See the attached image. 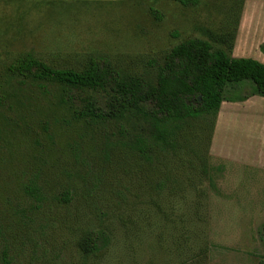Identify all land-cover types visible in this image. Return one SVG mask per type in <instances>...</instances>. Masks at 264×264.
Masks as SVG:
<instances>
[{"label":"rangeland","instance_id":"374dc122","mask_svg":"<svg viewBox=\"0 0 264 264\" xmlns=\"http://www.w3.org/2000/svg\"><path fill=\"white\" fill-rule=\"evenodd\" d=\"M243 1L1 5L0 62L21 51L59 67L106 57L125 73L153 77L176 43L207 39L209 32L234 34ZM250 86L236 85L226 98L250 96ZM6 91H13L10 83ZM25 96L38 108L11 167L22 171L7 175L0 200V264L3 253L8 264H264V125L259 115L246 117L253 115L246 102H236L238 111L222 122L221 144L232 158L220 156L215 126L200 122L180 152L144 160L118 142L112 125L89 126L64 110L51 114L50 102ZM257 99L264 98L252 94L251 105ZM23 186L36 187V196ZM90 230L109 237L92 255L79 247Z\"/></svg>","mask_w":264,"mask_h":264},{"label":"trees","instance_id":"16d2710c","mask_svg":"<svg viewBox=\"0 0 264 264\" xmlns=\"http://www.w3.org/2000/svg\"><path fill=\"white\" fill-rule=\"evenodd\" d=\"M172 1L182 6L200 2ZM237 26L234 34L209 32L207 39L189 37L176 43L153 77L125 73L106 57L88 58L80 66L59 67L32 51H21L8 62H0V200L7 175L16 178L22 171L17 173L11 167L19 160L23 141L30 139L29 121L36 119L38 104L25 94L50 102L51 114L64 110V115L71 114L89 126L112 125L117 129L118 142L144 160L162 151L180 152L188 146L196 123L209 122L210 128L214 127L229 88L248 81L253 84L251 95L264 97V63L233 56ZM9 83L11 92L6 91ZM89 91L99 98L78 94ZM22 189L36 196V187ZM64 197L68 200L67 195ZM2 219L0 213V234ZM108 242L103 230H90L80 239L79 247L92 255ZM5 256L3 253V263L8 264Z\"/></svg>","mask_w":264,"mask_h":264},{"label":"crops","instance_id":"0c3cea01","mask_svg":"<svg viewBox=\"0 0 264 264\" xmlns=\"http://www.w3.org/2000/svg\"><path fill=\"white\" fill-rule=\"evenodd\" d=\"M42 2V1H59V0H0V6L6 4H25L29 2ZM249 50H257L256 52L249 54ZM239 55H251L252 58L256 57L257 60L264 63V0H244L242 6V12L237 27V34L235 38V45L233 48V56ZM244 57V56H237ZM245 82V81H244ZM251 84V83H250ZM234 87V86H233ZM232 87V88H233ZM247 87L244 88V91ZM230 89V88H229ZM251 93L253 88L250 86ZM237 93V92H236ZM246 93V91L244 92ZM248 93V91H247ZM235 95V93H234ZM238 95L232 96L230 99H225L221 102L219 112L217 114V121L214 128V138H218L220 141L217 147L222 158H232L229 151L225 149L224 145L221 144V130H223L222 122L228 123V114L234 113L236 110V102L244 101L247 105V111L251 110L252 116H246L248 119L255 118L256 115L261 119V125H264V99H257L256 103L251 105L250 96L241 100L237 97ZM260 96V95H259ZM262 97V96H261ZM264 98V97H262ZM250 103V106H249ZM262 107V108H261Z\"/></svg>","mask_w":264,"mask_h":264}]
</instances>
